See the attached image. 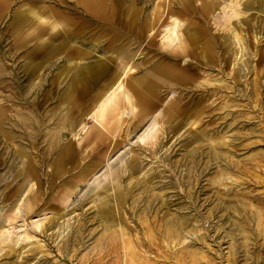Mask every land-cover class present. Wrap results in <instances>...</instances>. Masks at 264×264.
Returning a JSON list of instances; mask_svg holds the SVG:
<instances>
[{"label":"rangeland","instance_id":"374dc122","mask_svg":"<svg viewBox=\"0 0 264 264\" xmlns=\"http://www.w3.org/2000/svg\"><path fill=\"white\" fill-rule=\"evenodd\" d=\"M228 1L0 0V264H112L127 241L133 264H264V0H237L238 41ZM120 74L147 115L120 88L97 129L87 115ZM63 115L79 124L56 144Z\"/></svg>","mask_w":264,"mask_h":264},{"label":"bare ground","instance_id":"6f19581e","mask_svg":"<svg viewBox=\"0 0 264 264\" xmlns=\"http://www.w3.org/2000/svg\"><path fill=\"white\" fill-rule=\"evenodd\" d=\"M210 2H213V0H210ZM228 8V10H226L225 12V18L229 24V30H232L233 33V37L237 39V41L241 38V35L239 33V30L237 29V23L239 22L238 20L243 18V13L241 12L242 10L239 9L238 7V1L237 0H229L227 4H225V7H223V9ZM153 9V8H152ZM205 10H208V7L205 8ZM244 11V10H243ZM152 12V11H151ZM246 16V15H245ZM223 17V16H222ZM151 18V17H150ZM258 21V20H257ZM178 26V24H176ZM241 25V24H240ZM171 25H168L167 28L165 30H168V36H167V40L171 42V44H175L174 46L177 47H181L184 45H187V43L189 42H197L198 44H200L201 47V52H202V57L206 60H212L214 58V52L213 49L211 47V45H209L204 39H201L198 35V33L193 30L190 33H187L185 35H183V30H181L180 33L177 32V28L175 27V25L172 27H170ZM171 28V29H170ZM225 28V27H224ZM164 29V28H163ZM165 32V31H164ZM200 33L202 34V32L200 31ZM242 33V32H241ZM203 35V34H202ZM246 35V34H245ZM246 38V37H245ZM186 39V40H184ZM242 39V38H241ZM255 40V39H254ZM187 42V43H186ZM240 42V41H239ZM241 43V42H240ZM250 43V41H249ZM254 45V44H253ZM187 50V49H186ZM242 51V50H241ZM187 52V51H186ZM239 54V53H238ZM257 56V55H256ZM242 57V56H241ZM236 59V58H235ZM234 59V60H235ZM246 59V58H245ZM245 63L247 64V61L244 60ZM55 63V62H54ZM244 63V64H245ZM51 64V63H50ZM185 66V65H183ZM168 68H171L168 66ZM175 68V67H174ZM49 69V68H48ZM171 70V69H170ZM173 71H175L177 74H181V69L175 68L173 69ZM48 72V71H47ZM125 75V74H124ZM127 75V73H126ZM125 75V76H126ZM121 76L122 74H120L117 79H115V81H113L112 83H110L109 85H106L105 87H103L101 89V91L98 93V95L95 97V104L93 105V107L90 110V114L88 113L87 117H92L95 122H96V127L97 129H105V131H111L112 130V122H116V119L118 117V111H119V104L117 102V95L118 92L120 93V88L121 90H123L124 92V98L126 101V106L127 109L129 110L130 113H132L133 115H139L140 117V121H142L143 119H145L146 115H147V110L144 109L140 103L142 104H147V106H149L150 103L148 102V98L146 97L147 95L145 94L144 91H146L145 89H141L137 91V97L135 96V94L133 93V89H132V84L126 80L125 82L120 81L121 80ZM207 77V75H206ZM209 77V75H208ZM210 78H205L203 81L209 82ZM217 81V80H216ZM213 82V81H212ZM228 82V81H227ZM211 83V82H210ZM208 83V84H210ZM118 84V86H116ZM122 85V86H121ZM201 85V84H200ZM213 85V84H212ZM205 86V85H204ZM146 88H150L149 85H145ZM219 87V86H218ZM43 92V91H42ZM223 93V92H222ZM173 94V93H172ZM14 96V94H13ZM168 98V97H167ZM20 104V103H19ZM140 105V108H139ZM262 105V104H261ZM171 108V107H170ZM139 109H141L139 111ZM137 110L140 112L138 113ZM64 111V110H63ZM14 112V111H13ZM65 112V111H64ZM68 112H70L68 110ZM22 114V113H21ZM53 116V115H52ZM164 115H161V118H163ZM58 117V116H57ZM250 117V116H249ZM86 118V117H85ZM31 119V118H30ZM77 120V119H76ZM31 121V120H30ZM45 121V120H44ZM78 121V120H77ZM68 122V123H67ZM79 123H74L73 120L69 121L66 120V116H61L60 119L57 118V120L54 122V126H52L53 130L52 132L50 130L47 129V134H49L50 136V140H52L53 143H57V136H58V131H60L62 128H66V127H75L76 125H78ZM50 125V124H49ZM69 125V126H68ZM85 127V126H84ZM161 127V125L159 124V121L156 123L155 125V129L151 132L150 135H148L149 137H147L146 140H153V138L155 136H157L159 133L157 132ZM32 128V127H31ZM83 128V127H82ZM21 129V128H20ZM50 129V128H49ZM11 130V129H10ZM65 130V129H64ZM99 130V131H100ZM67 131V130H66ZM72 133V132H71ZM96 133V131L94 132ZM60 134V133H59ZM97 134V133H96ZM95 134V135H96ZM137 135V134H136ZM194 136V134H193ZM36 137V136H35ZM68 137V136H67ZM131 137V136H130ZM62 140V139H61ZM144 140V139H141ZM51 142V143H52ZM250 142V141H249ZM29 144V143H28ZM33 145V144H32ZM26 146V145H25ZM46 147V146H45ZM43 148V147H42ZM52 148V147H51ZM36 149V148H35ZM46 152V150H45ZM151 152V151H150ZM70 151L66 150L65 154L69 155ZM46 154V153H45ZM39 155V154H38ZM37 156V155H36ZM45 156V155H44ZM211 157V156H210ZM37 158V157H36ZM52 160V159H51ZM39 161V160H38ZM21 162V161H20ZM93 163V162H92ZM37 164V163H36ZM45 164V163H44ZM136 167V166H135ZM48 168V167H47ZM133 168V167H131ZM137 169V168H136ZM93 170V169H92ZM151 170V169H150ZM84 172V171H82ZM110 172V171H109ZM137 172V171H136ZM148 174V173H147ZM96 175V174H95ZM94 177V176H93ZM144 197V196H143ZM20 203V201H19ZM22 206V205H21ZM17 207V206H16ZM18 208V207H17ZM31 208V207H30ZM22 209V208H21ZM29 210V208H28ZM110 213V212H109ZM173 218V216H172ZM181 218V217H180ZM53 219V218H52ZM183 219V218H182ZM9 220V219H8ZM104 222V220H103ZM177 222V221H176ZM9 223V222H8ZM26 223V222H25ZM85 223V222H84ZM108 223L112 224L113 220L112 219H108ZM115 223V222H114ZM94 224V223H93ZM46 225V224H45ZM177 225V224H176ZM28 226V225H27ZM189 226V225H188ZM6 230V229H5ZM179 230V229H178ZM10 231V230H9ZM116 231V230H115ZM162 229L160 230L161 233ZM154 232V231H153ZM167 234L172 235L175 234L174 231H172L170 228H167L166 230ZM159 233V234H160ZM22 234V233H20ZM154 234V233H153ZM156 234V233H155ZM116 235V234H115ZM144 235V234H143ZM149 235L152 236V233ZM159 236V235H158ZM8 237V236H7ZM145 237V236H144ZM116 236L114 238H112V242L113 240H115ZM147 239V238H146ZM145 239V240H146ZM162 239V238H160ZM19 240V239H18ZM143 241V240H142ZM151 241V240H150ZM6 242V241H5ZM137 242V241H136ZM147 242V241H146ZM4 243V242H3ZM127 248L125 249L126 252L124 254V256L121 258V262H119L118 260L116 261V263H112V264H133L134 263V258L139 254L136 250L135 247L130 243V241L125 242ZM138 243V242H137ZM10 244V243H9ZM112 244V243H111ZM116 244V242H115ZM134 244V243H133ZM151 244V242H150ZM5 245V244H4ZM13 245V244H12ZM123 245V244H122ZM138 245V244H137ZM6 246L9 247V249L11 248L10 245H8L6 243ZM14 246V245H13ZM23 246V245H22ZM117 246V245H116ZM24 247V246H23ZM118 247V246H117ZM100 247V251H101ZM111 248V247H110ZM114 248V247H113ZM149 248V247H148ZM1 249V248H0ZM16 249V248H15ZM103 249V248H102ZM106 249V248H105ZM104 249V250H105ZM116 249V247H115ZM138 250V249H137ZM149 250V249H148ZM99 251V252H100ZM106 251V250H105ZM104 251V252H105ZM115 251V250H114ZM175 251V250H174ZM21 252V251H20ZM19 252V253H20ZM103 252V251H102ZM109 251L107 250V255L110 253H108ZM112 252V251H111ZM1 253V252H0ZM117 253V251H116ZM143 253V252H142ZM104 254V253H103ZM18 255V254H17ZM20 255V254H19ZM69 255V254H68ZM86 255V254H85ZM101 255V254H99ZM106 255V256H107ZM195 253H192V256H194ZM102 256V255H101ZM100 256V257H101ZM118 256V255H117ZM109 257V255H108ZM113 258V256H112ZM100 259V258H99ZM108 259V258H107ZM106 261H109L107 260ZM115 259V258H114ZM101 260V259H100ZM103 260V259H102ZM105 260V259H104ZM99 261V260H98ZM112 261V260H110ZM145 261V260H144ZM149 261V260H148ZM153 261V260H152ZM104 262V261H103ZM114 262V260H113ZM137 262V260H136ZM107 264V263H105ZM110 264V263H109Z\"/></svg>","mask_w":264,"mask_h":264}]
</instances>
